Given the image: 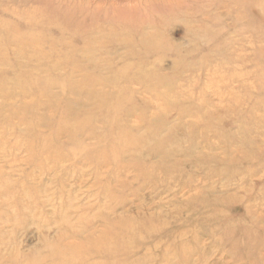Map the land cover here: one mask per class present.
Masks as SVG:
<instances>
[{
    "label": "rangeland",
    "instance_id": "rangeland-1",
    "mask_svg": "<svg viewBox=\"0 0 264 264\" xmlns=\"http://www.w3.org/2000/svg\"><path fill=\"white\" fill-rule=\"evenodd\" d=\"M113 73L135 160L85 103ZM70 245L264 264V0H0V264H72Z\"/></svg>",
    "mask_w": 264,
    "mask_h": 264
},
{
    "label": "bare ground",
    "instance_id": "bare-ground-1",
    "mask_svg": "<svg viewBox=\"0 0 264 264\" xmlns=\"http://www.w3.org/2000/svg\"><path fill=\"white\" fill-rule=\"evenodd\" d=\"M119 23H122L123 21H118ZM126 23V22H124ZM190 31L191 32H194L195 31V28H190ZM122 75V74H121ZM117 76V73H113L111 74L110 76L108 77H98L97 75H95L93 77V83L94 84H97V85H100V84H106L108 86H111L112 87L110 88V91H106V92H103L100 93L99 97L96 98L95 97V100L92 101V102H85L87 104H94L95 105V108H98V111L95 116V119H99V118H103V119H106V116H108V120L109 122H111L110 124L113 125V128L112 130H104L101 132V134L98 136V139H97V143H101L102 140H105L106 142H108L110 144V148H111V152L114 156H118L119 154L117 153L118 152H122V153H125V152H128V151H131V145L132 144H129L127 145V132H122L121 136L117 137V132L118 131H121L119 130L117 127H115V119L117 118V112H119V110L121 109V107H117V105H123L124 104V101H127V99H129V96H127L128 92H127V89L124 90L125 92L123 93L122 90H118V85L114 82V77ZM84 83L83 82H80L79 85H78V89L80 90V86L83 85ZM81 99H88L87 96L83 95V94H79ZM107 99V102L105 103V100ZM106 108V111H104L103 109ZM131 109V108H130ZM87 114V113H85ZM111 115H115V117L111 118L110 116ZM76 118H78L79 121H82L83 119H80L79 116H77ZM152 123V122H151ZM150 123V124H151ZM96 127V126H95ZM93 127V128H95ZM165 128H170V126H166L165 124ZM131 131H135L137 129H130ZM171 131V130H170ZM139 132V130H138ZM157 134H161L160 132H155ZM153 133V139L152 138H147L146 136L144 137H139L137 136V139L147 145H150V147L154 146V144L157 142V134ZM171 134H172V131H171ZM81 147H82V144L80 143ZM118 148V149H117ZM138 149H139V146H138ZM137 155H138V150H132L130 152V156L135 160L137 158ZM165 160L163 159L162 160V163L164 162ZM205 161V160H204ZM106 194L105 196H108V192L106 191ZM25 208L28 209V207L24 206ZM93 243H97L94 242ZM57 246H54L53 249H55ZM77 247L76 245H70V246H66L65 247V253H64V257L62 258L63 262H67V261H70L72 264L74 262H76L78 260V258L76 257V254H81V252H75L77 250ZM82 255V254H81ZM86 257V255H82L79 259L81 258H84ZM87 257L89 258V254L87 255ZM65 264V263H64Z\"/></svg>",
    "mask_w": 264,
    "mask_h": 264
}]
</instances>
